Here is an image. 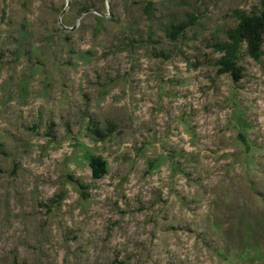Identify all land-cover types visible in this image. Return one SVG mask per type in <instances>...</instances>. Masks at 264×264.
I'll use <instances>...</instances> for the list:
<instances>
[{"label": "rangeland", "instance_id": "rangeland-1", "mask_svg": "<svg viewBox=\"0 0 264 264\" xmlns=\"http://www.w3.org/2000/svg\"><path fill=\"white\" fill-rule=\"evenodd\" d=\"M149 1L0 0V264H264V0Z\"/></svg>", "mask_w": 264, "mask_h": 264}, {"label": "trees", "instance_id": "trees-1", "mask_svg": "<svg viewBox=\"0 0 264 264\" xmlns=\"http://www.w3.org/2000/svg\"><path fill=\"white\" fill-rule=\"evenodd\" d=\"M150 4L151 1L148 0ZM264 5V2H263ZM184 25L177 26L173 28L171 31L176 30L179 31ZM232 39L236 41H243L247 44L248 51L252 56L257 57L262 51L263 39H264V6L261 11V14L252 16L243 15L241 17V21L238 27L232 31ZM227 50L230 53L229 58L224 60L223 65H226L228 69L232 72V75L236 80L241 78V69L236 67V63L231 59L234 58V51H230V47H227ZM97 133L101 137H105L106 135L103 131L97 130ZM76 182L83 188V185L76 180Z\"/></svg>", "mask_w": 264, "mask_h": 264}]
</instances>
